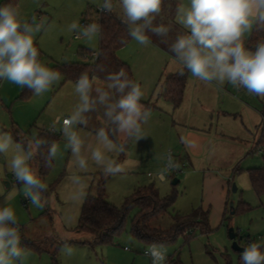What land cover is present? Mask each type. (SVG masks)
I'll return each mask as SVG.
<instances>
[{"label":"rangeland","instance_id":"rangeland-1","mask_svg":"<svg viewBox=\"0 0 264 264\" xmlns=\"http://www.w3.org/2000/svg\"><path fill=\"white\" fill-rule=\"evenodd\" d=\"M102 3L103 0H19L17 8L22 19L31 22L35 17L37 23H43L44 29L35 35L34 43L42 51V62L52 68L56 64L85 62L78 53L80 47L97 55L99 36L91 42H86L83 37L78 40L76 32L68 31V25L78 22L84 26L83 19L92 16L91 11L100 10L98 5ZM180 3H187V0H163L161 13L154 21L170 28L168 36L148 33L170 54L169 45L184 32L175 18ZM117 6L113 12L121 19L119 2ZM126 46L122 58L136 62V82L144 93L141 103L151 110V118L142 125L145 138L138 142L130 139L123 155L108 153L125 167L124 173L105 176L102 168L90 158L89 170L80 172L73 163L70 150L65 148L66 139L59 130L61 122L57 123L55 133L59 136V153L51 170L42 176L36 157L30 161L41 181L48 186L47 192L42 194L44 207L38 208L23 197L22 185L16 184L7 168L6 157L0 155V192L7 195L15 190L9 203L18 217L21 246L27 253L25 264H53L54 261L57 264H152L151 258L145 255L151 244L130 234L136 208L111 243L94 248L84 243L91 240L92 235L77 229L85 199L81 202L71 200L75 190L69 181L72 174L83 178L86 197L104 189L107 200L119 208L140 187L154 185L161 197L174 195L170 208L150 221L151 226L162 230L171 228L176 214L188 215L200 207L209 209L212 231L205 233L196 229L191 238L181 235L162 244L166 248L164 264H239L241 252L233 249L229 236L231 228L238 234L236 241L241 247L252 242L264 245V194L259 197L255 193L248 174L249 168L263 165L257 141L263 127L264 98L228 83L223 87L214 82L206 84L188 71L184 100L174 108L163 96L164 81L167 74L183 65L163 53V66L158 73L164 74H158L155 80L144 79V66L152 62L149 51L132 39ZM93 55L88 59L94 60ZM94 82V87L101 85L107 90V83L98 79ZM74 87L75 82L65 81L61 76L60 81L41 96L32 94L21 99L23 88L6 80L0 81V131L8 132L14 127L31 139L41 130H50L56 118L60 117L62 121L78 102ZM98 114V111L87 114L89 124L86 128L77 126L86 148L88 145L95 147L97 129L108 126L96 123ZM99 115L104 119L102 108ZM119 141L125 143L124 137L121 136ZM185 141L195 146L189 147ZM90 151L89 148L84 154L90 157ZM169 151L173 152L174 161L180 167L168 173L166 181L161 182L157 173L166 161L160 157ZM174 179L178 180L176 184L172 183ZM240 202L247 203L250 209L240 211ZM231 204L238 209L236 214L231 212ZM65 239L74 249L71 256L61 250Z\"/></svg>","mask_w":264,"mask_h":264},{"label":"clouds","instance_id":"clouds-1","mask_svg":"<svg viewBox=\"0 0 264 264\" xmlns=\"http://www.w3.org/2000/svg\"><path fill=\"white\" fill-rule=\"evenodd\" d=\"M163 0H119L122 22L127 26L129 36L142 46L152 43L148 33L166 37L170 28L154 21L161 13ZM102 12L111 13L112 0H103L98 5ZM176 22L184 32L178 34L169 45V51L183 68L198 80L223 87L226 83L245 89L249 94L264 98V38L255 44L254 50L246 47L245 38L254 30L264 32V0H187L176 7ZM44 29L43 23L22 19L17 7L11 4L0 6V81H8L20 88H26L36 96H41L60 81L61 74L48 67L40 59V52L34 44V37ZM69 32H76V39L82 37L86 42L96 39L101 31L100 25L91 23L81 26L78 22L68 25ZM163 42V41H162ZM104 71L102 65H97ZM184 71L178 75H184ZM87 72L82 73L75 82L74 92L78 97L72 111L63 118L59 129L66 139L65 148L70 150L74 165L80 172L89 170V158L102 168L105 176H116L126 171L122 164L108 156V153H125V143L129 139L136 142L145 138L142 125L151 118V110L141 103L144 93L141 86L129 79L125 70L110 72L106 76L107 90L94 87ZM103 109L104 123L96 131V146H85L77 126L87 127L90 112ZM57 117L50 128L55 132ZM123 136L125 143L117 142ZM115 138V139H114ZM189 147L195 145L185 141ZM47 145L46 154L43 152ZM90 148V157L84 151ZM11 154L9 155V153ZM59 153L56 142H49L33 135L31 139L14 141L9 132L0 131V155L7 159V168L22 185L23 197L30 204L42 208V194L47 192V184L39 178L38 171L30 164L37 155L43 156L46 166H50ZM166 161L157 178L164 182L167 174L180 165L174 161L171 152L160 157ZM70 183L75 190L71 194L73 202L86 198L84 180L72 174ZM15 190L3 196L0 202V264H25L27 253L21 246L19 221L10 201ZM264 245L249 243L240 254L242 264H264ZM61 250L71 256L73 247L65 239ZM152 264H164L166 248L153 243L145 251Z\"/></svg>","mask_w":264,"mask_h":264},{"label":"trees","instance_id":"trees-1","mask_svg":"<svg viewBox=\"0 0 264 264\" xmlns=\"http://www.w3.org/2000/svg\"><path fill=\"white\" fill-rule=\"evenodd\" d=\"M18 3L19 0H4L0 3V6L11 4L17 7ZM112 3L115 7L116 0H112ZM90 13L92 16L83 19L82 24L97 23L100 25L101 31L99 34L97 59H88L94 53L86 47H80L78 53L86 60L85 62L56 64L52 69L60 72L65 81L76 82L82 73L87 72L90 79L94 76L96 79L108 84L109 81L106 79L108 73L116 72L123 68L128 78L136 82L131 67L117 56L118 50L126 46L132 39L128 34L127 26L121 19L115 16L113 11L107 13L96 9ZM261 38H264V32L254 30L249 39L245 41L246 47L254 50L255 44ZM34 44L40 52L41 59L42 51L36 43ZM97 65H102L105 70L100 71ZM181 70L185 73L182 76L178 75V72ZM179 71L168 75L164 81L163 96L173 104L174 108H178L182 104L188 81V70L182 68ZM32 94L31 91L23 88L20 98L27 99ZM261 115L264 117V105L261 109ZM8 132L12 134L14 141L26 140L25 136L21 135L16 129H11ZM38 136L46 139L49 144L53 141L57 143L59 140V136L50 130H42L38 133ZM117 142L121 143L119 140ZM129 144L130 139L125 143L126 149ZM257 146L262 154L263 165L249 168L248 174L253 190L261 197L264 194V125L257 141ZM43 152L46 154L47 145L44 147ZM36 160L39 164V174L42 176L48 174L53 166V161L50 166H46L43 156L37 155ZM174 200V195L161 197L154 185H151L138 188L126 199L124 205L119 208L107 200L105 190L101 189L97 195H88L85 198L77 229L89 232L92 235L91 240L84 241V243L93 248L98 245L111 243L113 238L123 230L130 212L136 208L137 213L131 221L130 234L132 237L146 244L170 243L181 235H187L188 238H191L196 229H200L205 233L212 231L210 226V210L202 207L194 209L188 215H174V222L168 230L151 226L150 221L166 212L174 203ZM249 209L250 206L247 203L240 202V211H248ZM230 210L233 214H236L238 211L235 207H232ZM237 236L238 234L236 233ZM53 264H57V261H54ZM239 264H242L241 259H239Z\"/></svg>","mask_w":264,"mask_h":264},{"label":"crops","instance_id":"crops-1","mask_svg":"<svg viewBox=\"0 0 264 264\" xmlns=\"http://www.w3.org/2000/svg\"><path fill=\"white\" fill-rule=\"evenodd\" d=\"M119 2V0H117V2L115 3V7H114V11H116L117 10V8H118V6H117V3ZM122 20V19H121ZM151 39V41H152V43L151 44H149L148 46H142V48L143 47H145L148 51H149V53H150V56H151V59H152V62L151 63H148V64H146V66H144V68H145V70L143 71L144 72V79H151V80H155V78H157V76H161V75H163L164 73H158L159 71L158 70H160V67L162 68V66H163V61H164V57H163V53L164 54H167V55H169V56H172V57H174L173 56V54H170L168 51H166V50H164V49H162L157 43H156V41H154L152 38H150ZM132 41H135V40H133L132 39ZM127 46H124L123 48H121V49H119L118 50V52H117V56L122 60V61H124L125 63H127L130 67H131V69H132V72H133V75H134V77H135V81L137 80L136 79V73H135V64L134 63H136L135 61H132V60H129V61H127V60H125V59H123L122 58V55H125V52L124 51H126L127 50V48H126ZM154 59H155V61H154ZM180 69H182V68H180ZM180 69H178L177 71H179ZM177 71H173V72H171V73H169V74H167V76L168 75H171V74H174V73H176ZM159 74V75H158ZM137 83V82H136ZM93 84L95 85V82L93 81ZM187 86V85H186ZM99 87H102V88H104L103 86H101V85H99ZM186 90V89H185ZM142 102V101H141ZM100 111H101V109H99V114H100ZM97 115L96 117H95V120H96V123L97 124H102L103 126H104V122H102L104 119H101L100 118V115ZM61 127H62V121H61ZM108 127V126H107ZM13 129H15L14 127H13ZM42 131V130H41ZM40 132V131H39ZM38 132V133H39ZM21 135H23V136H25V138L27 139V136L23 133V132H21ZM260 151V150H259Z\"/></svg>","mask_w":264,"mask_h":264},{"label":"water","instance_id":"water-1","mask_svg":"<svg viewBox=\"0 0 264 264\" xmlns=\"http://www.w3.org/2000/svg\"><path fill=\"white\" fill-rule=\"evenodd\" d=\"M177 182H178V180L177 179H174L172 183L173 184H176ZM233 190L236 191V187L235 186L233 187ZM232 207H234L233 204H231V208ZM229 236H230V239L233 241V245H232L233 246V249L235 251H238V252H243V250H244L245 247H241L238 244V242L236 241V232H235V230L233 228L230 229Z\"/></svg>","mask_w":264,"mask_h":264},{"label":"built area","instance_id":"built-area-1","mask_svg":"<svg viewBox=\"0 0 264 264\" xmlns=\"http://www.w3.org/2000/svg\"><path fill=\"white\" fill-rule=\"evenodd\" d=\"M83 25H86V24L83 23ZM93 56H94V60H96V59H97V55L94 54ZM263 125H264V117H263ZM170 152H171V151H170ZM171 155H172V157H173V152H171ZM173 159H174V158H173Z\"/></svg>","mask_w":264,"mask_h":264}]
</instances>
